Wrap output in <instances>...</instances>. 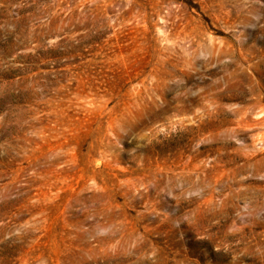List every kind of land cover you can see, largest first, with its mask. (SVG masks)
Returning a JSON list of instances; mask_svg holds the SVG:
<instances>
[{"label":"rangeland","instance_id":"374dc122","mask_svg":"<svg viewBox=\"0 0 264 264\" xmlns=\"http://www.w3.org/2000/svg\"><path fill=\"white\" fill-rule=\"evenodd\" d=\"M0 264H264V0H0Z\"/></svg>","mask_w":264,"mask_h":264}]
</instances>
